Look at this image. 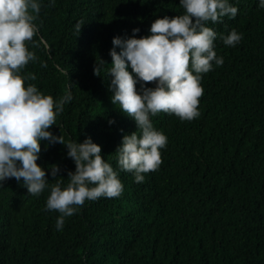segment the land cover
I'll use <instances>...</instances> for the list:
<instances>
[{"label": "trees", "instance_id": "1", "mask_svg": "<svg viewBox=\"0 0 264 264\" xmlns=\"http://www.w3.org/2000/svg\"><path fill=\"white\" fill-rule=\"evenodd\" d=\"M38 2L34 39L43 38L47 47L28 45L38 59L22 70L36 76L25 83L54 99L71 91L72 100L49 131L66 141L90 137L100 145L123 192L86 200L57 230L60 214L46 209L50 187L32 196L22 181L0 182V264H264V8L259 0H228L238 9L236 17L208 23L218 34L214 51L223 64L213 62L202 74L197 118L182 121L163 112L150 117L167 145L160 149L161 165L144 174L142 183L120 170L115 159L122 136L140 135V129L111 102V76L105 75L109 50L114 36H146L156 18L183 14L179 0ZM81 20L77 36L74 26ZM233 29L242 39L226 46L220 36ZM100 59L108 64L97 76L93 68ZM40 146L37 164L49 186L62 180L65 187L67 172L75 169L66 147L47 141ZM53 164L61 177L51 176Z\"/></svg>", "mask_w": 264, "mask_h": 264}, {"label": "clouds", "instance_id": "2", "mask_svg": "<svg viewBox=\"0 0 264 264\" xmlns=\"http://www.w3.org/2000/svg\"><path fill=\"white\" fill-rule=\"evenodd\" d=\"M179 4L183 14L156 18L146 36H114L113 48L109 50L111 67L105 75L111 76V102L119 105L140 129V135L134 131L122 136L115 159L120 170L132 173L137 183L144 181V174L159 168L160 149L167 145L166 135L154 128L150 117L163 112L191 121L200 115L202 74L213 69V62L217 66L223 64V58L214 51L218 34L207 25L220 23L223 17L235 18L238 12L228 0H179ZM259 6L264 8V0H259ZM40 10L38 0H0V182L12 178L22 181L32 196H39L50 187L46 209L60 214L56 228L62 230L65 217L74 215L86 200L117 198L123 185L102 157L100 145L90 137L83 142L66 141L61 134L49 131L57 126V115L72 100L71 91L66 89L62 97L54 99L41 93L35 84L25 83L36 80V76L31 72L22 75V70L38 59L28 45L47 47L43 38L39 42L34 39L39 31L35 21ZM84 23H75L77 36ZM220 39L226 46H235L242 35L233 29ZM105 64L108 63L102 59L99 64L96 61L94 75L101 76ZM41 66L47 65L41 62ZM129 66L131 72L127 70ZM148 84L155 86L147 87ZM41 141L64 145L74 162L75 169L67 172L68 183L63 188L62 180L49 186L45 169L37 164ZM49 167L51 176L58 177L59 166Z\"/></svg>", "mask_w": 264, "mask_h": 264}, {"label": "bare ground", "instance_id": "3", "mask_svg": "<svg viewBox=\"0 0 264 264\" xmlns=\"http://www.w3.org/2000/svg\"><path fill=\"white\" fill-rule=\"evenodd\" d=\"M99 1V0H98ZM102 2V1H101ZM98 4H99V2H98ZM101 5V4H100ZM103 5V4H102ZM99 6V5H98ZM97 6V7H98ZM98 10V9H97ZM99 11V10H98ZM97 16V15H96ZM96 19H97V17H96ZM96 19H95V21H96ZM93 20V19H92ZM93 25V24H92ZM94 32V31H93ZM87 36V35H86ZM91 36V35H90Z\"/></svg>", "mask_w": 264, "mask_h": 264}]
</instances>
